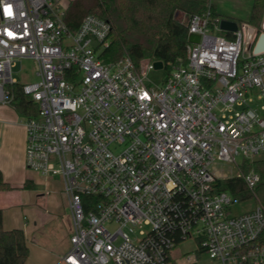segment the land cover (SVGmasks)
I'll return each instance as SVG.
<instances>
[{
	"label": "built area",
	"instance_id": "1",
	"mask_svg": "<svg viewBox=\"0 0 264 264\" xmlns=\"http://www.w3.org/2000/svg\"><path fill=\"white\" fill-rule=\"evenodd\" d=\"M67 7L0 0V106L13 107L16 86L37 105L23 123L24 165L63 187L73 232L62 261L166 264L193 239L214 264H264L260 178L242 170L264 156V52H252L255 35L247 26L216 35L209 9L187 17L199 41L154 87L147 74L157 61L104 63L110 23L88 14L71 31ZM23 59L36 62L35 82L13 77ZM253 91L260 110L250 106ZM215 162L238 168L255 207L230 215L240 200L218 190Z\"/></svg>",
	"mask_w": 264,
	"mask_h": 264
},
{
	"label": "trees",
	"instance_id": "2",
	"mask_svg": "<svg viewBox=\"0 0 264 264\" xmlns=\"http://www.w3.org/2000/svg\"><path fill=\"white\" fill-rule=\"evenodd\" d=\"M208 9L212 19H217L218 14L211 0H70L64 21L71 31H75L81 19L88 14L110 23V44L101 55L104 63H115L129 57L138 66L140 62L152 59L162 62L165 69L169 70L186 63L188 30L175 20V16L200 15ZM262 19L264 0H253L247 23L259 28ZM227 36L231 37L229 33ZM13 95L12 104L17 115L24 119L36 116L37 105L22 94L19 86L13 88ZM250 169L259 175L254 195L257 203L264 207V157L252 163L244 162L243 172ZM217 187L219 191L229 192L240 201L252 197L241 178L218 180ZM8 189L0 172V192ZM258 243L264 245V233ZM201 252L202 248L199 249ZM28 256L23 231L4 230L3 212L0 209V264H25Z\"/></svg>",
	"mask_w": 264,
	"mask_h": 264
},
{
	"label": "crops",
	"instance_id": "3",
	"mask_svg": "<svg viewBox=\"0 0 264 264\" xmlns=\"http://www.w3.org/2000/svg\"><path fill=\"white\" fill-rule=\"evenodd\" d=\"M221 3L222 0H211L218 14L217 19L223 16L230 21L243 22L242 26H247L255 35V44L259 35L264 33V19L259 28L247 23L253 0H236L235 8L231 10L223 7ZM252 98L253 102L250 106L260 110L256 91L252 92ZM10 114L11 110L8 107L0 106V172L9 186L8 190L0 192L3 229L23 231L29 250L25 264H65L62 259L70 248L71 232V214L66 196L64 194L60 196L63 206L60 210L42 212L29 209L30 215H28L29 211L26 212V208L10 207L6 201L9 198V190L27 186L32 182L31 175L24 167L25 129L23 124L22 128H14L9 121ZM66 208L68 213L64 212Z\"/></svg>",
	"mask_w": 264,
	"mask_h": 264
},
{
	"label": "rangeland",
	"instance_id": "4",
	"mask_svg": "<svg viewBox=\"0 0 264 264\" xmlns=\"http://www.w3.org/2000/svg\"><path fill=\"white\" fill-rule=\"evenodd\" d=\"M70 1V0H69ZM68 1V3H69ZM236 0H222V6L226 9H234ZM227 19L223 16L219 20ZM175 20L180 24H184L187 21V17L180 14L175 16ZM235 23L240 28L243 22L235 21ZM216 35L224 36V32L214 31ZM245 48V46H244ZM247 52L245 49L242 50L241 57H245ZM37 70V64L34 60L23 59L16 62L12 67V75L19 83H32L37 80L35 75ZM168 70L163 68L156 71H150L147 74V80L150 81L151 86L160 87L162 86L164 78L167 76ZM258 107L261 109V101L257 99ZM11 110L9 116V121L14 128H22V124L25 119L15 113L12 106H6ZM262 155L256 157V160L261 159ZM240 162V159H237ZM25 167V165H24ZM26 169V167H25ZM32 177V182L27 186L16 187L9 190L8 204L10 207H24L28 213L29 209L36 211H52L53 209L60 210L63 208L60 196L64 194L62 185L59 182V177H53L52 179H43L39 175L35 174L26 169ZM211 171L214 173L215 177L219 180L235 177L239 174V170L233 164L226 162H215ZM11 192V193H10ZM255 207V201L253 199H247L240 201L237 205H234L230 209V215H239L247 212ZM68 213V210L64 211ZM30 215V211L28 213ZM114 227H110L113 229ZM142 230L147 231L149 228L142 226ZM71 233L73 232L72 222H71ZM140 230V228H137ZM70 242V241H69ZM199 243L196 240L188 239L184 242L179 243L170 253V260L167 264H214L207 254L204 252L199 253Z\"/></svg>",
	"mask_w": 264,
	"mask_h": 264
},
{
	"label": "water",
	"instance_id": "5",
	"mask_svg": "<svg viewBox=\"0 0 264 264\" xmlns=\"http://www.w3.org/2000/svg\"><path fill=\"white\" fill-rule=\"evenodd\" d=\"M238 29L237 24L234 21H230L228 19L219 20V30L224 32L225 34L236 32ZM199 37L198 35L190 34L188 36L189 43H198ZM252 52L254 54L264 52V33H261L253 46ZM154 68L159 70L162 68V62L157 61L154 62Z\"/></svg>",
	"mask_w": 264,
	"mask_h": 264
},
{
	"label": "snow or ice",
	"instance_id": "6",
	"mask_svg": "<svg viewBox=\"0 0 264 264\" xmlns=\"http://www.w3.org/2000/svg\"><path fill=\"white\" fill-rule=\"evenodd\" d=\"M8 12H9V15H11V11H10V9L9 10H7Z\"/></svg>",
	"mask_w": 264,
	"mask_h": 264
}]
</instances>
